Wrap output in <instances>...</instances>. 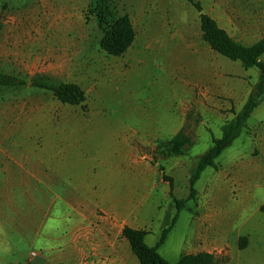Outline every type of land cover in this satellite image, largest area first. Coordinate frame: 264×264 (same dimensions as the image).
Here are the masks:
<instances>
[{
  "label": "rangeland",
  "instance_id": "1",
  "mask_svg": "<svg viewBox=\"0 0 264 264\" xmlns=\"http://www.w3.org/2000/svg\"><path fill=\"white\" fill-rule=\"evenodd\" d=\"M199 1L236 41L253 45L264 39V0ZM106 10L113 18L129 15L136 30L122 57L100 48L98 13ZM0 73L28 82L0 87V142L45 147L28 154L44 161L45 176H59L52 173L59 164L62 180L101 181L111 197L172 218L175 200L183 201L169 248L194 235L196 224L215 223L224 244L212 251L215 264H264V102L215 168L204 171L191 199L190 177L200 157L242 109L260 71L212 51L188 1L2 0ZM32 80L80 85L84 107L60 103L32 87ZM179 132L189 139L182 155L158 149ZM163 173L173 181L174 198ZM64 186L55 184L53 194L51 186L34 184V191L53 197L60 190L66 203ZM13 193L25 205L24 187L15 186ZM163 223L153 224L151 241L160 237ZM241 237L247 238L243 250ZM33 252L38 249L29 246L27 254Z\"/></svg>",
  "mask_w": 264,
  "mask_h": 264
},
{
  "label": "crops",
  "instance_id": "2",
  "mask_svg": "<svg viewBox=\"0 0 264 264\" xmlns=\"http://www.w3.org/2000/svg\"><path fill=\"white\" fill-rule=\"evenodd\" d=\"M208 15L225 29L214 15ZM45 150L39 145L16 147L0 142V264H140L123 237L124 228L149 231L146 243L155 246L159 238L150 239L156 236L153 224L163 221L166 213L155 207L125 204L120 195L111 197L105 192L101 181L62 180L59 164L52 170L59 176H45L44 161H35L28 155ZM62 183H67L64 187L69 189L66 203L61 202L64 196L60 190L53 197L34 191V184L51 186L49 190L53 192L52 187ZM15 186L24 187L26 194L21 198L25 205L14 198ZM46 200H51L47 208ZM176 228L177 225L160 249L161 256L169 262L224 249L217 240L220 226L215 223L207 227L196 224L194 235L184 236L179 246L169 248ZM29 246L36 247L37 254L29 256Z\"/></svg>",
  "mask_w": 264,
  "mask_h": 264
},
{
  "label": "trees",
  "instance_id": "3",
  "mask_svg": "<svg viewBox=\"0 0 264 264\" xmlns=\"http://www.w3.org/2000/svg\"><path fill=\"white\" fill-rule=\"evenodd\" d=\"M2 0H0L1 3ZM199 13L200 29L203 40L208 44L212 51L233 61L240 62L245 69L257 68L260 77L248 95L242 109L235 113V117L226 122L222 127V136L214 138L212 146L199 159L190 177L191 199L195 196V185L200 180L207 168H215L216 160L241 137L247 123L254 113L264 102V39L253 45H244L236 41L230 34L219 26L216 20L204 12L199 0H186ZM100 26L103 28L104 36L100 41V48L108 56L122 57L133 46L136 40V30L129 15L113 18L108 10L98 13ZM32 87L51 92L53 97L62 104L70 106H82L86 102V93L82 87L75 83H61L59 85L50 84L40 80H32ZM28 82L14 75L0 73V87L26 86ZM188 136L184 132H179L169 141L158 143V149L167 155H182L183 147L188 141ZM163 178L170 185V196L173 195V181L163 173ZM177 212L175 216L167 212L161 235L155 246H148L146 237L150 234L146 230H138L125 227L123 237L126 238L132 248L133 253L140 264H215L214 257L208 253L198 255L182 256L177 262L172 263L163 258L160 249L165 245L169 235L174 230L180 211L183 209L184 202L175 200ZM172 218L171 222H169ZM247 247V238L239 239L241 250Z\"/></svg>",
  "mask_w": 264,
  "mask_h": 264
}]
</instances>
